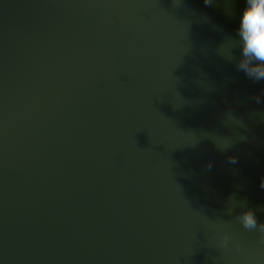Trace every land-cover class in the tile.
I'll return each mask as SVG.
<instances>
[{
	"label": "water",
	"instance_id": "95a60500",
	"mask_svg": "<svg viewBox=\"0 0 264 264\" xmlns=\"http://www.w3.org/2000/svg\"><path fill=\"white\" fill-rule=\"evenodd\" d=\"M229 8L0 0V264H264V81L219 52Z\"/></svg>",
	"mask_w": 264,
	"mask_h": 264
},
{
	"label": "clouds",
	"instance_id": "9594fccd",
	"mask_svg": "<svg viewBox=\"0 0 264 264\" xmlns=\"http://www.w3.org/2000/svg\"><path fill=\"white\" fill-rule=\"evenodd\" d=\"M215 2L216 0H204L206 5ZM173 3L180 5L183 0H173ZM229 4L238 5L235 10L229 8V15L235 17V27L219 52L227 55V58L235 63L237 71L242 72L246 78L254 83L264 81V0H229ZM255 99L257 103L260 102L259 96ZM253 115L257 113L250 114ZM259 115L264 116V113ZM224 123L233 127H246L244 119L232 110L224 114ZM215 143L220 150H226L231 147L232 139L228 136H218ZM261 187H264V181L261 182ZM241 207L243 208V205ZM238 219L246 228L257 227L256 213L251 208L242 210ZM259 227L264 231V224Z\"/></svg>",
	"mask_w": 264,
	"mask_h": 264
}]
</instances>
